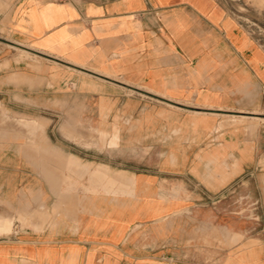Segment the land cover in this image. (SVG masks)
Wrapping results in <instances>:
<instances>
[{
    "label": "crops",
    "instance_id": "crops-1",
    "mask_svg": "<svg viewBox=\"0 0 264 264\" xmlns=\"http://www.w3.org/2000/svg\"><path fill=\"white\" fill-rule=\"evenodd\" d=\"M3 219L0 264H264V42L220 0H0Z\"/></svg>",
    "mask_w": 264,
    "mask_h": 264
},
{
    "label": "rangeland",
    "instance_id": "rangeland-1",
    "mask_svg": "<svg viewBox=\"0 0 264 264\" xmlns=\"http://www.w3.org/2000/svg\"><path fill=\"white\" fill-rule=\"evenodd\" d=\"M220 1L251 36L264 42V0ZM98 138L102 140L100 135H98ZM0 230H10V221L8 219H3L0 222Z\"/></svg>",
    "mask_w": 264,
    "mask_h": 264
},
{
    "label": "built area",
    "instance_id": "built-area-1",
    "mask_svg": "<svg viewBox=\"0 0 264 264\" xmlns=\"http://www.w3.org/2000/svg\"><path fill=\"white\" fill-rule=\"evenodd\" d=\"M54 1H57V2H62V1H66V0H54Z\"/></svg>",
    "mask_w": 264,
    "mask_h": 264
}]
</instances>
